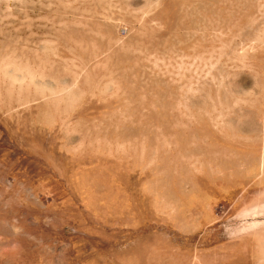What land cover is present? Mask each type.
I'll use <instances>...</instances> for the list:
<instances>
[{
  "label": "rangeland",
  "instance_id": "1",
  "mask_svg": "<svg viewBox=\"0 0 264 264\" xmlns=\"http://www.w3.org/2000/svg\"><path fill=\"white\" fill-rule=\"evenodd\" d=\"M263 202L264 0H0V264H264Z\"/></svg>",
  "mask_w": 264,
  "mask_h": 264
},
{
  "label": "bare ground",
  "instance_id": "2",
  "mask_svg": "<svg viewBox=\"0 0 264 264\" xmlns=\"http://www.w3.org/2000/svg\"><path fill=\"white\" fill-rule=\"evenodd\" d=\"M259 198V197H258ZM257 199V198H256ZM256 199H255V201H256ZM258 201V200H257ZM260 201H261V199H260ZM262 202V201H261ZM252 203H254V201L252 202ZM256 203V202H255ZM264 203V202H263ZM260 205H261V203H260ZM259 205V206H260ZM250 207V206H249ZM256 207V206H255ZM250 209V208H249ZM248 209V210H249ZM251 209H253V208H251ZM259 209V208H258ZM257 210V209H256ZM246 211V210H245ZM252 211V210H251ZM247 213V212H246ZM253 213V212H252ZM258 213V212H257ZM260 213V212H259ZM262 213H264V212H262ZM261 213V214H262ZM250 214V213H249ZM246 215V214H245ZM242 216V215H241ZM252 216V215H251ZM258 217L261 219V216H259L258 215ZM254 218V217H253ZM251 219V218H250ZM250 219H249V221L248 222H250ZM252 220V219H251ZM254 220V219H253ZM263 220V219H262ZM256 223H258L257 221H256ZM247 227H249V225L247 226ZM246 227V228H247ZM251 227H252V225H251ZM247 235H248V241H253V244H254V246L256 247V250L258 249L259 251H261V253H264V249H263V244L262 243H264V225H262V224H260L259 226H256L255 228H251V230H249L248 231V233H246ZM250 243V242H249ZM249 246V245H248ZM251 246V245H250ZM251 249V248H250ZM249 250V249H248ZM254 250V249H253ZM258 251V252H259ZM254 252V251H253ZM257 253V252H256ZM251 254V253H250ZM260 254V253H259ZM258 253H257V255H259ZM254 255L256 256V254L254 253ZM255 256H254V259H255ZM253 257V256H252ZM259 257V256H258ZM259 264L261 263V262H258ZM263 263V262H262Z\"/></svg>",
  "mask_w": 264,
  "mask_h": 264
},
{
  "label": "water",
  "instance_id": "3",
  "mask_svg": "<svg viewBox=\"0 0 264 264\" xmlns=\"http://www.w3.org/2000/svg\"><path fill=\"white\" fill-rule=\"evenodd\" d=\"M259 211H264V207H263V209L261 208ZM262 225H264V222H262Z\"/></svg>",
  "mask_w": 264,
  "mask_h": 264
}]
</instances>
